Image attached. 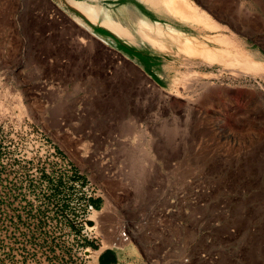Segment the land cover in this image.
Listing matches in <instances>:
<instances>
[{
	"label": "rangeland",
	"instance_id": "rangeland-1",
	"mask_svg": "<svg viewBox=\"0 0 264 264\" xmlns=\"http://www.w3.org/2000/svg\"><path fill=\"white\" fill-rule=\"evenodd\" d=\"M192 1L264 64V0ZM163 11L0 0V263L95 264L83 247L111 246L115 264H264V67L188 68L168 37L160 50L106 23L184 30ZM16 116L36 134L19 135ZM90 187L104 193L87 240L73 223Z\"/></svg>",
	"mask_w": 264,
	"mask_h": 264
},
{
	"label": "bare ground",
	"instance_id": "bare-ground-1",
	"mask_svg": "<svg viewBox=\"0 0 264 264\" xmlns=\"http://www.w3.org/2000/svg\"><path fill=\"white\" fill-rule=\"evenodd\" d=\"M150 1L152 2L153 5L158 6L160 7V9L165 11V14L161 16V19H168V20L172 19L174 21L176 20L177 22L181 23V25L184 27V30L178 29L176 27L170 28V26H168L166 29L163 28L162 24L160 23H149V22L140 21L137 23V26L135 25L136 27L134 28L135 29V33H134L133 32L134 29L131 27L123 26L122 24H117L112 22H106V21L105 22L109 24L114 30H117L124 36L131 38V41L132 39H134V37H136V34H138L140 38L147 40L152 44H156L158 47H160V50L170 48L167 44L165 45L163 43L164 40L163 38L168 37L170 39L168 40L170 41V43L171 42H173L174 44L177 43L176 48L179 52H181L180 56L182 57L181 58L182 61H180L179 64H182L183 66L188 68H191L192 66H195L199 63L197 62L198 57L206 58L207 60L208 59L217 60V62L220 61L219 63H221L225 67L232 68V70L235 69L236 71L238 70V72L245 67L248 69L249 66L259 67V68L264 67L262 61L252 59L251 57L246 55L242 51V49L238 46V44L234 43L228 37L226 38V36H224L225 34L217 33L218 31L215 29L221 26H218L214 22V20L211 19L210 15L206 11L204 12L203 10L201 11L199 6L195 4L192 0H150ZM168 20L166 22L170 23L168 22ZM191 27H199L202 29H206L210 32V34H203V39H200V37L188 31V29ZM209 41L216 42L218 46H211V44H209ZM220 44H224V47H222ZM235 70L233 71L235 72ZM244 70L246 71V69ZM216 126H217L216 129L220 133L224 134L227 132L223 124H216ZM90 220L94 222V225L98 224L97 219L92 218ZM118 241L123 242L121 238L118 239ZM124 243L125 242H123V245Z\"/></svg>",
	"mask_w": 264,
	"mask_h": 264
},
{
	"label": "built area",
	"instance_id": "built-area-1",
	"mask_svg": "<svg viewBox=\"0 0 264 264\" xmlns=\"http://www.w3.org/2000/svg\"><path fill=\"white\" fill-rule=\"evenodd\" d=\"M15 120L18 122V128L21 130L23 133H19V135H25L32 137L36 133V123L33 121L31 118H26L22 119L21 117H14ZM18 129V130H19ZM86 189L88 186L85 187ZM90 190H94V195H93V200H90L91 194L87 197L88 199H83L80 200L76 199L77 203V209L74 215V225L73 228L77 231H79L82 235L87 236L88 238H97L96 235H93L94 232H96V228H92L88 226V218L90 215L93 213L94 210H98L97 208L99 207V202H96V199H101L103 198L102 194L104 193L103 187L95 188V187H90ZM66 204H68V199L64 200ZM134 236V233L132 232L130 226L126 222H122L120 226V238L122 241L128 242L132 240ZM94 243H96L94 241ZM112 247H101L99 246L98 248H92L91 246H84L82 250V256L85 258L83 259V262L81 263H95L99 264V257L100 255L107 249ZM114 248V247H113ZM108 250V249H107ZM94 257V258H91ZM91 258V259H90ZM183 262H187L188 259H182ZM0 264H37V263H0ZM40 264V263H39ZM43 264H49V263H43Z\"/></svg>",
	"mask_w": 264,
	"mask_h": 264
},
{
	"label": "trees",
	"instance_id": "trees-1",
	"mask_svg": "<svg viewBox=\"0 0 264 264\" xmlns=\"http://www.w3.org/2000/svg\"><path fill=\"white\" fill-rule=\"evenodd\" d=\"M116 256L113 251L105 250L99 257L100 264H114Z\"/></svg>",
	"mask_w": 264,
	"mask_h": 264
},
{
	"label": "crops",
	"instance_id": "crops-1",
	"mask_svg": "<svg viewBox=\"0 0 264 264\" xmlns=\"http://www.w3.org/2000/svg\"><path fill=\"white\" fill-rule=\"evenodd\" d=\"M114 264L115 263H118V259H117V257H116V260L113 262ZM99 264H100V261H99Z\"/></svg>",
	"mask_w": 264,
	"mask_h": 264
}]
</instances>
